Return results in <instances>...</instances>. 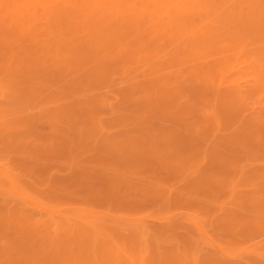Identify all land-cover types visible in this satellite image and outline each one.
Returning <instances> with one entry per match:
<instances>
[{
	"label": "rangeland",
	"instance_id": "rangeland-1",
	"mask_svg": "<svg viewBox=\"0 0 264 264\" xmlns=\"http://www.w3.org/2000/svg\"><path fill=\"white\" fill-rule=\"evenodd\" d=\"M0 264H264V0H0Z\"/></svg>",
	"mask_w": 264,
	"mask_h": 264
}]
</instances>
